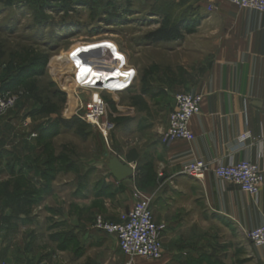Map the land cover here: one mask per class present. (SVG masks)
<instances>
[{
    "label": "crops",
    "instance_id": "0c3cea01",
    "mask_svg": "<svg viewBox=\"0 0 264 264\" xmlns=\"http://www.w3.org/2000/svg\"><path fill=\"white\" fill-rule=\"evenodd\" d=\"M194 1L191 4L200 11L188 15L193 30L179 40L163 42L171 45L165 48L168 64L159 62L162 67L147 80L141 65H135L136 82L130 90H136L148 108L122 107L124 119L113 133L111 147L112 156L131 165L134 175L116 180L108 161L100 177H79L73 196L83 204L61 219V225L73 230L70 250L57 246L44 251L39 239L43 231L38 230L39 237L31 234L23 246L14 245L11 263L59 264L62 253L70 264H236V249L226 251L225 246L236 245L237 234L248 251L241 263L264 264V245H253L246 236L264 225V182L259 194L252 195L214 172L220 162L239 161L254 162L264 171V14L231 0ZM182 92L203 95L201 111L190 121L195 138L164 143L161 134L169 126L175 96ZM245 133L251 136L242 142ZM194 160L208 165L203 180L182 172ZM31 162L25 161L20 175L38 181ZM98 167L103 165H90L92 172ZM40 182L43 187V179ZM137 190L153 197L154 217L163 226L160 259L126 255L115 234L95 226L98 214L117 221L136 203ZM225 230L235 236L226 239ZM60 239L61 235L51 238L56 243Z\"/></svg>",
    "mask_w": 264,
    "mask_h": 264
},
{
    "label": "rangeland",
    "instance_id": "374dc122",
    "mask_svg": "<svg viewBox=\"0 0 264 264\" xmlns=\"http://www.w3.org/2000/svg\"><path fill=\"white\" fill-rule=\"evenodd\" d=\"M0 1V95L14 99L13 106L0 114L3 264L10 262L15 244L23 246L24 238L31 234L39 237L38 230L43 231L39 242L44 251L57 246L59 250L70 248L73 230L70 225H61V219L71 217L74 207L83 204L73 196L76 181L83 176L87 180L90 174L101 176L114 155L112 136L124 119L122 107L129 104L137 110L148 108L136 90L102 92L109 106L108 119L115 123L107 140L97 126L84 120L92 92L80 85L124 87L128 69H95L84 64V54L110 50L115 57L111 59L126 55L128 66L136 70L135 65L140 64L144 69L142 78L147 80L162 67L159 62L168 64L166 49L171 45L147 42L145 35L167 18L179 20L200 10L191 4L194 0ZM208 8L213 10L215 6ZM63 119L73 126H65ZM29 159L38 181L20 175L25 173L24 164ZM95 163L103 167L92 172L90 165ZM98 216L114 221L103 214L96 215V220ZM55 235H61L58 243L51 240ZM234 236L232 230H225L226 239ZM235 237L236 245L226 244L225 250L236 249L240 261L236 264H245L240 257L248 251L241 238L237 234ZM60 255L59 264H70L67 255Z\"/></svg>",
    "mask_w": 264,
    "mask_h": 264
},
{
    "label": "built area",
    "instance_id": "2783aa9c",
    "mask_svg": "<svg viewBox=\"0 0 264 264\" xmlns=\"http://www.w3.org/2000/svg\"><path fill=\"white\" fill-rule=\"evenodd\" d=\"M240 7L252 8L264 14V0H231ZM109 50V49H108ZM110 50L100 51L97 55H85L82 61L95 69L112 70L120 66L125 70L124 87L112 89L109 85H80L92 92L90 101L85 105L84 120L97 126L108 140L115 123L108 119V102L103 98L102 92L122 93L131 88L136 80L137 72L128 66L126 55L121 59L115 58ZM112 56V57H111ZM113 66V67H112ZM123 88V89H122ZM95 92V93H94ZM203 95L192 92H182L175 96V108L170 114L169 126L162 132L161 139L164 143L176 139L193 140L195 134L190 128L191 119L201 111ZM14 104L13 97L0 95V114L8 110ZM250 133L240 136V141L250 138ZM208 165L203 160H194L186 163L183 173L189 177L203 180ZM215 175L223 180L232 181L239 187L252 194L258 195L264 182V171L260 166L251 161L220 162L215 170ZM136 203L131 209L122 213L117 221L108 222L98 216L95 226L99 229L113 233L117 236L120 249L131 257L143 256L150 259H160L163 255V226L160 225L151 207V197L136 191ZM247 239L256 246L264 245V225L247 232ZM3 264H13L10 262ZM114 264H132L131 261Z\"/></svg>",
    "mask_w": 264,
    "mask_h": 264
},
{
    "label": "trees",
    "instance_id": "16d2710c",
    "mask_svg": "<svg viewBox=\"0 0 264 264\" xmlns=\"http://www.w3.org/2000/svg\"><path fill=\"white\" fill-rule=\"evenodd\" d=\"M186 16L188 15L179 18V20H173L171 18L165 19L158 28L147 33L144 38L147 42L151 43L172 42L183 38V29H185L186 32H191L193 30L192 23ZM61 122L67 127L73 126L70 120L63 119Z\"/></svg>",
    "mask_w": 264,
    "mask_h": 264
},
{
    "label": "water",
    "instance_id": "95a60500",
    "mask_svg": "<svg viewBox=\"0 0 264 264\" xmlns=\"http://www.w3.org/2000/svg\"><path fill=\"white\" fill-rule=\"evenodd\" d=\"M108 168L112 176L118 180L122 181L134 175V169L131 165L124 163L119 157L112 156L108 162Z\"/></svg>",
    "mask_w": 264,
    "mask_h": 264
},
{
    "label": "bare ground",
    "instance_id": "6f19581e",
    "mask_svg": "<svg viewBox=\"0 0 264 264\" xmlns=\"http://www.w3.org/2000/svg\"><path fill=\"white\" fill-rule=\"evenodd\" d=\"M85 55H89V53L84 54V56H85ZM112 63L115 64V68L112 69V70H110V71L106 70L107 72H113V71L117 70V69L120 67V66H116V63H115L114 61H112ZM84 64H87V63L84 62ZM112 67H113V66H112Z\"/></svg>",
    "mask_w": 264,
    "mask_h": 264
}]
</instances>
